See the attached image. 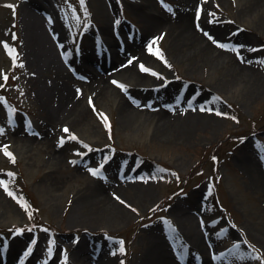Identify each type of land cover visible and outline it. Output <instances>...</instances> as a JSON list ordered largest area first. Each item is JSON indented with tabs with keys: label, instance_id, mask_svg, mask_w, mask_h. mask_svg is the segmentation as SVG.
<instances>
[{
	"label": "rangeland",
	"instance_id": "rangeland-1",
	"mask_svg": "<svg viewBox=\"0 0 264 264\" xmlns=\"http://www.w3.org/2000/svg\"><path fill=\"white\" fill-rule=\"evenodd\" d=\"M182 1L0 0V145L14 155L0 147V264H149L153 235L174 264L172 248L185 264H202L193 232L208 244L210 264H264L262 10L239 22L240 0H208L203 19L231 45L214 40L223 58L256 65L251 86L248 72L186 60L165 33L146 32L144 14L171 17ZM39 35L65 76L38 59ZM126 45L153 49L131 65L142 84L110 65ZM91 73L105 80L101 94L87 85ZM67 93L85 112L60 120ZM119 99L133 108L120 114ZM198 108L207 116H189L178 134L149 124L161 110L183 117ZM92 187L103 194L92 197ZM80 195L93 205L77 208Z\"/></svg>",
	"mask_w": 264,
	"mask_h": 264
},
{
	"label": "bare ground",
	"instance_id": "bare-ground-1",
	"mask_svg": "<svg viewBox=\"0 0 264 264\" xmlns=\"http://www.w3.org/2000/svg\"><path fill=\"white\" fill-rule=\"evenodd\" d=\"M207 5H208V0H183L178 5L179 10L176 13H173L171 17H169L168 15L162 12L155 13L152 11H148L146 15L144 14V17L148 22V25L146 26V32H148L149 35H154L157 32L165 33L169 39L168 40L169 46L172 49L181 51V53L183 54V58H185L186 60L188 59L192 60L201 57L202 60H211L212 62L221 65V67L229 68L232 73L238 71L248 72L252 76L251 81L253 82L250 83V85L256 86L257 82L260 81L259 76L256 75L257 73L256 72L257 68L255 67L256 65L248 61L240 63L233 58L225 59L222 57L223 55L222 51L216 49L214 39L210 37L216 38L215 34L218 33L222 35L223 31L220 28H217L218 27L217 24L209 25L206 21L203 20L206 17ZM100 9H102L101 6ZM254 10L257 11L262 10L260 19L264 17V0H240L237 13L240 14L242 18L238 19L239 22L246 21L245 19L249 18L250 13ZM248 22L250 23V20H248ZM107 28H108L107 25L103 23L102 32L106 33ZM40 41H43V39L39 35L36 40L37 48L35 49L38 59H41V61L44 64H46L48 68L50 67L54 72H56V75H58L59 73L61 75L64 74L63 71H61L58 62L55 63V60L53 59L54 56L52 54L53 52L52 47L51 46L44 47V42H40ZM111 47L113 49L114 45H111ZM212 51L214 52L215 55L209 54ZM148 52H149L148 46H142L140 48L132 49L130 48V46L126 45L125 49L123 50L124 54L122 53L119 58L112 60L110 65L118 64L119 67L124 68V71H127L128 76L131 77V79L127 78V81L130 83V85L137 83L142 84L144 83L143 81L144 74L132 70L133 68L131 65L135 61L144 62V60H146L148 57ZM253 75L255 76L253 77ZM119 76L121 78H125L123 74L122 75L119 74ZM137 79L138 81L134 82ZM104 83H105L104 78L98 76L97 74H92V76H90L87 79L88 87H90L93 91H95L96 95L102 93V90L104 88ZM68 92L70 93L69 90ZM69 93H67L66 96L60 99L59 110L63 115V116L58 115V119L60 120H65L67 117H71L73 113L79 116L85 112L84 107L77 108V103H78L77 98L70 96ZM117 103H118L117 109H119V112L122 115L127 113L129 108L132 107V105L125 99L124 100L119 99ZM205 112L206 111L203 108H198L196 110H193L192 113L188 111L187 116L175 117L176 115L173 116L170 115L168 112L161 110L159 112H155L157 113L156 115L154 114L156 118L150 117L149 121L152 123L149 122L147 123L153 124V127L156 131H167L174 134H178L179 132L188 130L191 127L190 125L192 121L190 120L189 116L192 115L207 116ZM55 113H59V112L55 110L51 111L52 116H54ZM139 113L141 116L143 115L142 111ZM178 114L181 115L184 113L178 111ZM147 116H148L147 112H145L144 119H147L148 118ZM73 117L77 118V116L75 117V115ZM259 184L264 192V181H261ZM88 190L90 191V194L94 198L103 194V191H101L100 188L94 189V187H92ZM87 196L88 195H80L76 198L75 205L77 206V208L81 209L82 205L85 204V200H86V205L92 203L87 198ZM103 197L106 196L104 195ZM187 235L192 240V243L194 244L195 246L194 248L196 249V251L205 253L202 264H210L209 262L210 253L205 252V250L208 249V244L203 239V236H201V234L198 232L187 233ZM263 235H264V230H263ZM262 238L264 240V236ZM163 248H164V243L162 242L161 236L159 235L150 236V244L148 249L150 250L149 262L151 264H174V262L169 257V255L165 251H163ZM85 253L86 252H84L83 254ZM94 253L98 254V252L95 251L92 252V254ZM98 263H100V261Z\"/></svg>",
	"mask_w": 264,
	"mask_h": 264
},
{
	"label": "snow or ice",
	"instance_id": "snow-or-ice-1",
	"mask_svg": "<svg viewBox=\"0 0 264 264\" xmlns=\"http://www.w3.org/2000/svg\"><path fill=\"white\" fill-rule=\"evenodd\" d=\"M84 2V0H81V3H83ZM165 3V0H161V4H164ZM10 7H12V8H15L16 7V5L13 3V4H10L9 5ZM165 6H167V5H165ZM199 26V25H198ZM210 35V34H209ZM210 38H212V39H214L215 40V38L214 37H210ZM215 42L217 43V44H219V45H221V46H223V47H225V48H228V47H231V45H229V44H222V42L221 41H219V40H215ZM5 44H6V46H7V43L5 42ZM153 49L151 48V46H149V51H152ZM156 54L157 55H160V52H159V50H157V52H156ZM160 58L162 59V60H164V62L165 63H167V60L166 59H164V57L161 55L160 56ZM130 62V61H129ZM140 67L142 68V69H144L145 71H153V69H150V68H145V66H144V64L143 63H141L140 64ZM156 75H160V73H155ZM5 79H7V76L5 75ZM114 83H116V84H118L121 88H124L125 87V85L123 84V83H121L120 81H118V80H115L114 81ZM93 107H94V105H93ZM226 115V114H225ZM105 119H107L106 117H105ZM110 126V125H109ZM66 132L68 131V128H67V126H65V129H64ZM3 131V128L2 127H0V132H2ZM75 133H72V136L73 137H75ZM61 143H63V138H61V141H60ZM0 147H2L3 148V150L5 151V153L9 156V157H12L13 158V160H14V155H13V153L8 149V147L6 146V145H0ZM93 173H95V174H99V172H98V170L97 169H95V168H93L92 170H91ZM0 182H2V181H0ZM5 187L7 188V184L5 183ZM13 195H14V193H13ZM115 195V194H114ZM130 207H131V205H129ZM16 231L17 232H19V231H22L21 229H16ZM29 251H31V246H29V249H28ZM120 251H124V248L123 247H121L120 248ZM66 253H65V257H66Z\"/></svg>",
	"mask_w": 264,
	"mask_h": 264
}]
</instances>
